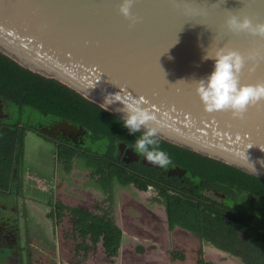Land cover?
I'll use <instances>...</instances> for the list:
<instances>
[{
    "label": "water",
    "instance_id": "1",
    "mask_svg": "<svg viewBox=\"0 0 264 264\" xmlns=\"http://www.w3.org/2000/svg\"><path fill=\"white\" fill-rule=\"evenodd\" d=\"M121 2L0 0V58L119 121L124 105L115 96H144L162 121L160 142L264 182V103L238 119L230 111L207 113L195 90L214 70L206 51L214 55L224 45L251 57L242 83L264 82V37L225 25L232 12L264 23V0H136L135 24L120 14ZM134 161L163 170L137 153Z\"/></svg>",
    "mask_w": 264,
    "mask_h": 264
},
{
    "label": "trees",
    "instance_id": "2",
    "mask_svg": "<svg viewBox=\"0 0 264 264\" xmlns=\"http://www.w3.org/2000/svg\"><path fill=\"white\" fill-rule=\"evenodd\" d=\"M0 92L5 93L19 105L30 107L43 116H54L81 126L90 133L94 143H109V150L80 151L59 148L57 158L66 170L78 158L85 160L86 168L97 183L108 191L114 186H133L140 192H151L149 201L163 208L171 231L180 228L200 238L221 246L217 237L223 234L237 236L234 224L226 222L215 205L206 204L195 197L197 186H228L243 193H250L264 201V182L247 176L232 168L205 160L189 152H183L160 142L172 163L168 167H180L187 171L184 181L179 178H160L157 170L141 165H125L113 156L116 146L124 143L132 147L139 133L130 135L122 122L98 108L82 101L41 76H31L6 60L0 58ZM152 186L154 189L150 190ZM191 188L193 193L188 190ZM58 217L68 213L72 222V233H79L81 241L92 244L102 242L105 253L116 257L123 240L122 229L117 225L113 207L103 214H94L80 208L57 204ZM173 259L184 260L185 255L171 252ZM198 264H214L200 260Z\"/></svg>",
    "mask_w": 264,
    "mask_h": 264
},
{
    "label": "crops",
    "instance_id": "3",
    "mask_svg": "<svg viewBox=\"0 0 264 264\" xmlns=\"http://www.w3.org/2000/svg\"><path fill=\"white\" fill-rule=\"evenodd\" d=\"M57 165H61L58 158ZM82 168L86 166L83 165ZM25 176L26 183L23 188L16 185L13 189H0V264H150L151 259L155 261L152 264H161L158 255L162 252L158 253V249H155L152 256L147 251L141 253L139 247L130 244L129 240L136 241V238H131L119 225L118 208L125 202V195L128 193L140 198V191L135 187L116 185L112 191H108L91 174L88 178L83 173L80 180L72 181L76 186L71 183V187L66 189L67 192L63 191L62 195L67 199L59 200L53 198L56 186L53 178L44 181L28 171ZM87 179L90 181L85 182ZM67 194L79 196L81 199L75 203L80 202V206L67 201L70 197ZM58 203L100 215L111 210L112 205L116 223L123 232L119 254L111 258L105 253L102 242L92 244L90 240L81 241L79 233H72V222L68 213L64 212L63 217H58ZM148 203L149 207L155 209L150 205L151 202ZM188 236L184 237L183 242H187L185 244L189 247L193 238L191 240ZM171 252L170 264H197L173 259Z\"/></svg>",
    "mask_w": 264,
    "mask_h": 264
},
{
    "label": "flooded vegetation",
    "instance_id": "4",
    "mask_svg": "<svg viewBox=\"0 0 264 264\" xmlns=\"http://www.w3.org/2000/svg\"><path fill=\"white\" fill-rule=\"evenodd\" d=\"M78 128L73 130L64 127V122ZM39 128V129H38ZM44 130L53 134L49 136L40 132ZM40 135L47 138L50 143L57 147L67 149H77L80 151H103L109 150V143H93L90 139V133L81 126L70 123L54 116H43L36 110L19 105L18 102L11 99L5 93L0 92V189H13L18 185L23 188L26 183L27 168L24 156V143L32 135ZM120 150L117 146L113 156L115 159L125 165L148 166L134 161L136 153L129 152L132 147L124 143H119ZM130 153V154H128ZM174 167L157 170L158 176L163 178H179L184 181L187 177L168 176L164 172ZM153 169V168H152ZM44 181H49L48 175H39ZM152 187V186H150ZM197 194L206 204L215 205L222 214L224 221L232 223L236 227L237 236H228L221 234L218 240L221 246H216L211 242L201 241L204 247L211 246L222 254L233 258L236 264H264V201L256 199L250 193H243L236 188L228 186H203L200 183L197 187ZM152 189H154L152 187ZM192 194L193 190L188 188ZM197 195V196H196ZM177 229V228H176ZM175 230V229H174ZM190 233V232H189ZM193 235V234H192ZM206 248V247H205ZM202 256V253H201ZM200 260H204L200 257ZM198 260V262L200 261ZM205 261V260H204ZM197 262V264H198ZM207 262V261H206ZM218 264L215 262H210Z\"/></svg>",
    "mask_w": 264,
    "mask_h": 264
},
{
    "label": "clouds",
    "instance_id": "5",
    "mask_svg": "<svg viewBox=\"0 0 264 264\" xmlns=\"http://www.w3.org/2000/svg\"><path fill=\"white\" fill-rule=\"evenodd\" d=\"M135 2L136 0H122L119 4L120 14L132 24L139 22V18L132 13ZM225 25L228 31L235 34L249 33L264 37V23L254 22L240 12H232ZM250 58L228 45L218 47L214 55H209L206 51L204 59L215 62L214 70L206 78L195 81V90L207 113L230 111L234 118L243 119L250 106L264 103V82H241V75L248 67ZM115 100L124 105L119 109L123 113V127L130 135L140 134L132 145L135 153L149 163L167 169L172 161L168 153L160 147L159 134L163 125L150 101L144 96L133 97L130 93L124 99L117 94ZM111 102L108 98L105 106Z\"/></svg>",
    "mask_w": 264,
    "mask_h": 264
},
{
    "label": "rangeland",
    "instance_id": "6",
    "mask_svg": "<svg viewBox=\"0 0 264 264\" xmlns=\"http://www.w3.org/2000/svg\"><path fill=\"white\" fill-rule=\"evenodd\" d=\"M56 152L54 145L44 136L34 134L24 143V156L28 172L36 176L46 174L48 177L53 178V183L55 182L56 184L53 190V198L61 200L64 198V193L67 192L66 189L71 187L73 180H80L79 177H81L83 173H86L89 178L90 169L82 168L83 165H86V162L78 158V160L76 159L72 164V170L68 172L64 163L61 162V165L58 167ZM57 179L58 182L56 181ZM89 181L90 179H87L85 182ZM72 184L76 186V183ZM58 189L59 193H57ZM138 193H140V198L131 196L127 193V195H125V202L121 203L118 208L119 212L117 218L119 225L122 226L131 238H136V241L133 239L129 240L131 246L139 247L141 253L147 251L150 256L153 255L155 249H158V253L162 252L158 255L160 256L159 262H161V264L171 263L169 258L171 251L184 254L185 260L183 261H188L190 263L198 262L201 257L207 262L236 264L234 259L229 258L227 255H225V259H222L223 255L219 254L213 247L206 245L205 248L203 245H200L197 236L192 235L188 231L180 228L171 231L168 227L163 208L153 204L150 205L154 206L155 209L149 207L148 202H150L149 198L152 196V193L150 191L145 194L144 192ZM35 194H37V192H35ZM67 195L70 196V194ZM68 198L67 201L70 203L73 202L75 206H80V202L75 203V201L81 199L79 196L73 195ZM187 235H189L188 237L190 239L191 237L193 238V240L191 239L192 244L189 247L185 244L187 242H183L184 237ZM146 259H148V257H146ZM152 262L154 263L155 261L151 259L150 264H152ZM143 263L147 264V262Z\"/></svg>",
    "mask_w": 264,
    "mask_h": 264
},
{
    "label": "built area",
    "instance_id": "7",
    "mask_svg": "<svg viewBox=\"0 0 264 264\" xmlns=\"http://www.w3.org/2000/svg\"><path fill=\"white\" fill-rule=\"evenodd\" d=\"M150 190H153L152 187H149Z\"/></svg>",
    "mask_w": 264,
    "mask_h": 264
}]
</instances>
